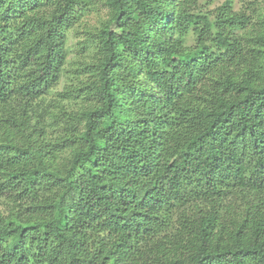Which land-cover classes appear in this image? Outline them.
<instances>
[{
  "label": "trees",
  "instance_id": "obj_1",
  "mask_svg": "<svg viewBox=\"0 0 264 264\" xmlns=\"http://www.w3.org/2000/svg\"><path fill=\"white\" fill-rule=\"evenodd\" d=\"M200 1L107 0L53 133L92 0H0V264H264V12Z\"/></svg>",
  "mask_w": 264,
  "mask_h": 264
},
{
  "label": "rangeland",
  "instance_id": "obj_2",
  "mask_svg": "<svg viewBox=\"0 0 264 264\" xmlns=\"http://www.w3.org/2000/svg\"><path fill=\"white\" fill-rule=\"evenodd\" d=\"M226 0H202L198 3L195 10H202L209 14L215 13L217 7L221 6ZM233 9L235 12L246 14L250 19V22L258 24V11L264 12V0H232ZM110 7L107 4V0H92L91 5H84L81 9L79 21L69 29L67 46L69 54L65 63V69L58 83L54 86L53 90L45 95L40 101V111L47 109L48 115L43 118V123L47 129L53 133H61L62 125L56 126L52 124L54 118L49 115L52 110H65L69 112H75L77 108H87L85 104L81 102L80 98L63 97L61 94L65 92L70 86H76L81 81L88 78V72L85 69V65L91 60L92 52L88 49H84L85 38L89 35L88 31H95L99 29L102 24L110 17ZM189 45L195 43L192 36L188 38ZM94 44L90 45V48ZM79 67L81 68L78 71ZM78 71V73H77ZM78 75V77H76ZM74 98V99H73ZM69 155V154H68ZM60 159L67 160V156ZM0 209H5V206L0 203ZM17 239H12L9 242V246L16 244Z\"/></svg>",
  "mask_w": 264,
  "mask_h": 264
}]
</instances>
